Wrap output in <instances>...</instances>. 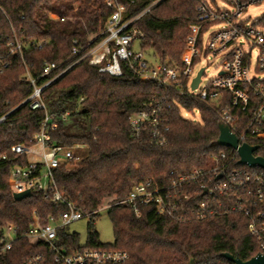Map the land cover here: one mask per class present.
<instances>
[{"label": "trees", "instance_id": "obj_1", "mask_svg": "<svg viewBox=\"0 0 264 264\" xmlns=\"http://www.w3.org/2000/svg\"><path fill=\"white\" fill-rule=\"evenodd\" d=\"M107 1L0 0V41L18 40L22 45L21 54L10 53L0 42V117L10 113L0 124V154L9 153L15 145H30L45 119L44 111L22 105L34 91L30 79L37 87L54 81L42 92L47 113L55 117L58 127L51 138L58 145H83L88 150L79 162L58 168L55 181L77 210L90 215L86 245L80 246L77 234L62 229L59 247L124 250L130 256L127 264H233L222 257L225 253L249 261L259 254V244L248 230V219L238 213L179 224L158 216L153 207L142 208L137 218L128 207L112 206L108 216L114 242L99 241L94 222L106 204L124 200L145 180L163 186L173 178L171 172L208 169L213 165L211 156L229 151L217 145L220 121L215 111L184 98H177L178 105L187 111L198 110L200 123L182 119L179 108L173 107L167 144L133 140L130 116L159 91L157 85L135 80L125 68L122 77L110 76L99 65H92L90 58L70 68L79 58L73 57L74 41L82 56L92 46L91 40L94 45L105 37L112 14ZM116 2L126 7L129 18L156 3L134 24L145 35L140 48L146 55L170 66L179 65L187 56L186 38L189 25L195 22L198 0ZM51 64L57 69L45 75ZM66 113L69 115L63 120ZM12 165L0 166V239L6 225H12L19 237L10 251L0 254V264H24L38 254L44 256L40 264H57L44 242H31L22 235L36 218L45 223L63 208L37 194L16 202L11 189ZM232 168L248 169L237 161ZM256 210L264 212V203Z\"/></svg>", "mask_w": 264, "mask_h": 264}, {"label": "built area", "instance_id": "obj_2", "mask_svg": "<svg viewBox=\"0 0 264 264\" xmlns=\"http://www.w3.org/2000/svg\"><path fill=\"white\" fill-rule=\"evenodd\" d=\"M198 3L195 22L189 25L190 34L186 38L187 56L179 65L170 66L155 60L150 63L141 48L135 50V45L137 42L140 45L145 35L134 24L150 13L156 3L129 18L124 5L108 0L106 4L112 14L106 23L105 37L94 45L91 40L89 44L92 46L82 56V50L74 41L73 57L79 58L70 68L90 58L92 65H99L100 71L110 76L122 77L125 68L135 80L157 85L159 91L130 116L133 140L145 138L154 145L167 144L169 112L173 107L179 108L182 119L200 123L198 110L187 111L178 105L177 98H184L215 111L220 123L236 135L239 145L257 146L254 156L264 158V13L255 19L249 16V11L264 1L198 0ZM51 18L59 19L55 15ZM0 42L9 48L10 53H22L18 40ZM38 47L41 48L42 44ZM211 56L220 57V69L201 88L208 70V66L202 64ZM57 67L55 64L46 66L45 75ZM201 70L200 82L193 89V82ZM30 81L34 91L22 105L32 111H44L45 119L30 145H15L9 153L0 154V166L13 164L10 171L13 195L26 191L32 196L43 195L63 211L50 216L45 223L36 218L22 237L31 242H44L57 264H127L130 256L124 250H67L57 245L60 230L90 216L77 210L58 188L54 176L61 166L79 162L81 158L74 151L83 150L85 146L66 147L53 142L51 135L58 127L55 117L47 113L42 92L54 81L42 87H37L34 80ZM9 114L0 117V124ZM68 115L66 113L61 118L65 120ZM226 149L229 151L211 156L213 165L210 168H196L183 174L171 172L173 178L163 186L153 179L145 180L124 200L109 205V208L122 205L140 218L142 208L153 207L158 216L168 217L179 224L191 219L204 221L216 216L242 214L248 219L251 236L259 244V255L264 256V212L256 210L264 203V173L249 171L260 168L239 163L248 169H233V163L239 161L238 153ZM195 197L197 199L193 200ZM18 237L17 230L6 225L0 239V254L10 251ZM43 260L44 256L38 254L24 264H40Z\"/></svg>", "mask_w": 264, "mask_h": 264}, {"label": "rangeland", "instance_id": "obj_3", "mask_svg": "<svg viewBox=\"0 0 264 264\" xmlns=\"http://www.w3.org/2000/svg\"><path fill=\"white\" fill-rule=\"evenodd\" d=\"M207 1H212V0H207ZM220 7H223L222 4H219ZM264 13V3L258 5L257 7L252 8L249 11V16L251 19H255L256 17L262 15ZM218 29V28H215ZM140 48L139 42L135 45V50H138ZM147 59L149 60L150 63H153L154 59L150 53H147ZM220 57H213L209 60H206L203 62L202 66L207 65L208 70L206 72V75L203 77V81L200 85L201 88L205 86V84L213 77L216 76L220 69ZM74 154L79 156L80 158H85L87 157L88 150L83 149V150H75ZM109 213V206L106 204L98 213V215L95 218L94 222V229L97 231L99 235V241L102 244H113L114 242V235H113V227L111 224V221L108 216ZM90 222L89 217L88 218H83L77 222H74L73 224L67 226L65 228V231L70 234H77L79 237V243L80 246H85L87 243V229H88V224Z\"/></svg>", "mask_w": 264, "mask_h": 264}, {"label": "water", "instance_id": "obj_4", "mask_svg": "<svg viewBox=\"0 0 264 264\" xmlns=\"http://www.w3.org/2000/svg\"><path fill=\"white\" fill-rule=\"evenodd\" d=\"M203 74V70H201L194 80L192 88L195 89L200 82V77ZM219 137L217 140V145L220 147L231 148L236 150L239 156L238 163L240 165H246L251 168H260L264 170V158L256 157L254 153L258 150L257 146H251L248 144L239 145L238 138L235 134H233L227 126L222 123L218 125ZM31 193L26 191L24 193H18L13 195V199L16 202H20L26 198L31 197ZM222 257L233 264H264V256L257 255L251 258L249 261L243 262L239 258H235L230 254H222Z\"/></svg>", "mask_w": 264, "mask_h": 264}]
</instances>
